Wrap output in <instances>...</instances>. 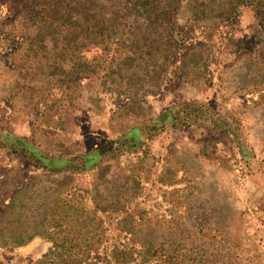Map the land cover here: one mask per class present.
I'll return each mask as SVG.
<instances>
[{"label":"rangeland","instance_id":"374dc122","mask_svg":"<svg viewBox=\"0 0 264 264\" xmlns=\"http://www.w3.org/2000/svg\"><path fill=\"white\" fill-rule=\"evenodd\" d=\"M95 1L0 0V264H264V0Z\"/></svg>","mask_w":264,"mask_h":264},{"label":"trees","instance_id":"16d2710c","mask_svg":"<svg viewBox=\"0 0 264 264\" xmlns=\"http://www.w3.org/2000/svg\"><path fill=\"white\" fill-rule=\"evenodd\" d=\"M119 1H121V0H119ZM139 1H140V0L135 1V4L138 3ZM129 2H131V0H125V3H126V4H128ZM60 3H61V2H58V4H60ZM92 3L95 4V3H97V1L92 0ZM75 14H76L75 16H78L77 13H75ZM125 14H126V13H125ZM35 15H36V16L41 15V16L43 17V16H44V15H43V10H41V9H40V10L37 9L36 12H35ZM104 28H106V27H104ZM104 28H103V29H104ZM101 33H102V35H103L102 29H101Z\"/></svg>","mask_w":264,"mask_h":264}]
</instances>
